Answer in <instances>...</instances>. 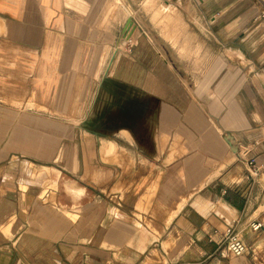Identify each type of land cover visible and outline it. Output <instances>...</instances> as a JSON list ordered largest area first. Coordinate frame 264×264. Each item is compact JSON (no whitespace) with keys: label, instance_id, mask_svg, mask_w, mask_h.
<instances>
[{"label":"crops","instance_id":"0c3cea01","mask_svg":"<svg viewBox=\"0 0 264 264\" xmlns=\"http://www.w3.org/2000/svg\"><path fill=\"white\" fill-rule=\"evenodd\" d=\"M102 98L106 171L45 184ZM0 178V264H264V0H0Z\"/></svg>","mask_w":264,"mask_h":264},{"label":"rangeland","instance_id":"374dc122","mask_svg":"<svg viewBox=\"0 0 264 264\" xmlns=\"http://www.w3.org/2000/svg\"><path fill=\"white\" fill-rule=\"evenodd\" d=\"M31 2H19V6H26ZM38 5L39 3H35ZM23 7V8H24ZM131 41H133V44L136 42L135 39L133 38ZM107 82L102 83L101 85L97 87V85H93L91 83L85 84L84 83V89H92V88H100V89H106L107 88ZM90 99H87L89 101ZM106 99H100V105L94 107L93 109L86 108L84 107V113L82 114V119H83V128L82 129H67L65 132V137L67 139V144L62 145L60 147V151L63 153V157H67V159H75V155L81 154L82 156V162L81 161H64L63 159L60 161H55L51 163H36V165H33L30 163L31 167L35 170L34 174L37 175V173L42 169H46L48 171H54L55 169H61V175L63 174L62 177L60 178H55V177H49L48 179H44L43 182L45 184H50V187H55V185L52 183L54 180L58 181L59 185L60 183H63L65 181V177L69 179H75V173L79 174L81 176L82 184L86 186L88 191L90 190V185H91V170L94 169L97 165L100 167V170L105 169L106 165V154L108 153L103 152L101 150V141H111L107 139H102L106 138L108 134L112 133V130H108L106 128V120L108 117L107 114V106L105 103ZM34 116V124L29 125L32 127H26L23 130L19 131V137L20 138H25L28 137L30 142H33L35 144V147L38 148V145H40L42 142L40 141L43 137L47 136V131L43 130V121L46 117V115H33ZM72 117H74L72 115ZM69 119V118H68ZM74 120L72 119L73 122ZM69 126V123H67ZM71 125V124H70ZM59 131H56V133ZM100 137H98V135ZM26 140H24L25 142ZM28 141V142H29ZM75 144V145H74ZM28 147L26 144L20 146V149L26 150ZM42 152L43 150L46 149V146L42 145ZM45 152V151H44ZM47 153V152H46ZM116 153V151H115ZM65 155V156H64ZM97 158L100 160L97 164ZM45 165V167L43 166ZM50 165V167H49ZM95 165V166H94ZM52 166V167H51ZM69 173H72L69 174ZM12 179H6V178H0V186L3 187H9L10 186V181ZM100 181V184H104L102 182L105 181V175H102V177H99L98 179ZM94 181L96 182L97 179L94 178ZM39 183V182H38ZM38 183H35V185H38ZM42 185V184H40ZM23 188V187H22ZM26 189V188H23ZM4 204H2L3 206ZM5 207V206H4ZM3 207V209H4ZM2 210V209H1ZM75 219V218H73ZM85 223V222H84ZM226 246L223 245L222 249H225ZM10 250V248H8ZM194 263V261H191ZM194 264H202V263H194Z\"/></svg>","mask_w":264,"mask_h":264},{"label":"built area","instance_id":"2783aa9c","mask_svg":"<svg viewBox=\"0 0 264 264\" xmlns=\"http://www.w3.org/2000/svg\"><path fill=\"white\" fill-rule=\"evenodd\" d=\"M250 150L245 151V155L249 153ZM248 165V178L255 179L260 173V166H258L256 160L251 158L247 160ZM262 227L260 223L253 226L254 230H258ZM225 243L227 251L230 255L234 257H242L248 252V246L241 238L240 234L236 232L234 229L229 231V233L225 236Z\"/></svg>","mask_w":264,"mask_h":264},{"label":"water","instance_id":"95a60500","mask_svg":"<svg viewBox=\"0 0 264 264\" xmlns=\"http://www.w3.org/2000/svg\"><path fill=\"white\" fill-rule=\"evenodd\" d=\"M130 23H131V20H129V21L127 22V25H126V26L129 27ZM227 139H228V141L233 145L235 152H238V147H237V145L234 143V139H233V137L230 136V135H228V136H227Z\"/></svg>","mask_w":264,"mask_h":264}]
</instances>
